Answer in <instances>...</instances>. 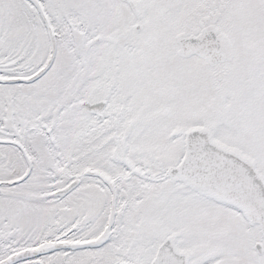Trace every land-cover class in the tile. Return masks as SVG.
Listing matches in <instances>:
<instances>
[{"label": "snow or ice", "instance_id": "1", "mask_svg": "<svg viewBox=\"0 0 264 264\" xmlns=\"http://www.w3.org/2000/svg\"><path fill=\"white\" fill-rule=\"evenodd\" d=\"M0 264H264V0H0Z\"/></svg>", "mask_w": 264, "mask_h": 264}]
</instances>
